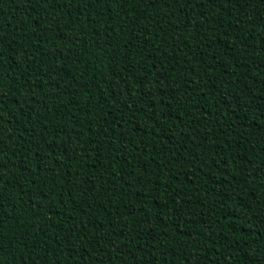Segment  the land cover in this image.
I'll return each instance as SVG.
<instances>
[{
    "label": "trees",
    "instance_id": "1",
    "mask_svg": "<svg viewBox=\"0 0 264 264\" xmlns=\"http://www.w3.org/2000/svg\"><path fill=\"white\" fill-rule=\"evenodd\" d=\"M0 264H264V0H0Z\"/></svg>",
    "mask_w": 264,
    "mask_h": 264
}]
</instances>
